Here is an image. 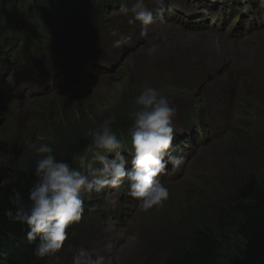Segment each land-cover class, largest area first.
<instances>
[{
    "label": "rangeland",
    "instance_id": "rangeland-1",
    "mask_svg": "<svg viewBox=\"0 0 264 264\" xmlns=\"http://www.w3.org/2000/svg\"><path fill=\"white\" fill-rule=\"evenodd\" d=\"M91 1L87 12L94 17L97 9ZM229 1L238 6L240 18L224 10ZM117 2L81 31L85 36L92 30L87 42L98 41L101 50L94 55L95 82L74 75L70 57L62 87L53 84L50 67L22 64L8 73L0 66V183L6 167L34 157L28 148L32 141L48 143L59 159L79 167L74 157L90 142L87 131L107 118L130 151L129 112L145 84L175 106L173 125L179 137L172 148L179 145L174 155L182 154L186 161L175 170L169 163L158 177L169 189L162 207L143 211L137 200L114 189L86 200L96 205L95 211L86 209L81 221L69 227L66 250L51 257L50 264H71L72 249L80 246L104 253L107 264H161L163 244L185 238L196 211L214 203L224 187L231 190L247 167L264 177V0H165L163 9L155 0H145L164 18L162 25L150 28V39L140 36L139 23L130 24V15L119 11L132 0H112ZM33 4L31 0L30 7L37 10ZM0 9L6 11L5 6ZM22 11L12 15L17 18ZM49 22L44 21L47 28ZM116 23L125 25L118 30ZM113 31L132 40L113 48L118 38ZM83 36L75 31V42ZM208 42L211 47L201 48ZM153 44L158 50L149 56Z\"/></svg>",
    "mask_w": 264,
    "mask_h": 264
},
{
    "label": "clouds",
    "instance_id": "clouds-1",
    "mask_svg": "<svg viewBox=\"0 0 264 264\" xmlns=\"http://www.w3.org/2000/svg\"><path fill=\"white\" fill-rule=\"evenodd\" d=\"M155 3L159 9L165 6V0ZM119 11L130 15V24L139 23L140 36L146 39H150V28L164 23L160 12L150 10L145 0H132L130 6L122 3ZM111 35L118 37L112 42L117 49L132 40L131 35L118 31ZM157 50L158 45L153 44L147 54L153 56ZM134 105L129 112L130 151L124 138L113 130L111 118L87 131L91 140L74 157L79 167L59 159L48 143H28L36 157L35 180L28 188L27 201L19 189H11L8 202L12 207L5 210L4 216L27 227L26 241L35 245L33 254L37 258L54 257L66 250L69 227L81 221L86 209L95 211L96 205L86 203L94 194L127 182L128 195L143 211L162 207L169 198L168 187L158 177L165 174L169 163L175 170L186 161L184 155L173 154L176 108L166 95L148 84L141 86ZM72 253L71 264H107V257L95 248L75 247Z\"/></svg>",
    "mask_w": 264,
    "mask_h": 264
},
{
    "label": "trees",
    "instance_id": "trees-1",
    "mask_svg": "<svg viewBox=\"0 0 264 264\" xmlns=\"http://www.w3.org/2000/svg\"><path fill=\"white\" fill-rule=\"evenodd\" d=\"M30 1L0 0V6L6 7V11L0 9V22L4 25L0 48L4 52L9 48L12 35L5 32L9 26L22 27L21 36H29L26 64L27 59H37L38 64L57 65L52 62H57L60 45H77L80 40L75 42V31L85 32L83 27L88 26L89 30L93 23L95 16L90 17L92 13L87 12L92 1L34 0L37 10H32ZM117 5L112 0H93L94 9L99 11ZM18 11L22 13L15 18L12 12ZM43 19H50L48 28ZM2 33L5 34L1 38ZM91 47L99 49L98 42ZM48 49L52 55L47 54ZM35 160L34 156L26 159V164L6 167V176L0 183V264H49L50 257L41 259L33 254L35 245L26 241L27 227L4 216L5 210L12 207L8 196L13 187L27 201L28 188L35 180ZM258 172L253 166L247 167L244 177L230 184L231 190L224 187L214 203L200 207L188 221V235L163 244L159 251L163 255L161 264H264V177L257 176Z\"/></svg>",
    "mask_w": 264,
    "mask_h": 264
},
{
    "label": "bare ground",
    "instance_id": "bare-ground-1",
    "mask_svg": "<svg viewBox=\"0 0 264 264\" xmlns=\"http://www.w3.org/2000/svg\"><path fill=\"white\" fill-rule=\"evenodd\" d=\"M2 40H0V42H1ZM204 46H206V47H211L212 46V42H208V43H206V44H204L201 48H204ZM12 50H13V48H9V60H8V62H7V64L11 67V71H13V66H14V63H13V61H12V59L10 58V53L12 52ZM231 66V65H230ZM64 69H67V68H63L62 70H64ZM229 72H231V70H229ZM197 77H198V75H197ZM215 97L217 98V94H215ZM177 133H178V131H175V138L173 139V140H175L176 139V137L178 136L177 135ZM168 175V174H167ZM166 175V176H167ZM165 176V177H166ZM120 241L116 244V245H114V247H112V249L111 250H108L107 248H106V251H107V253H112L114 250H115V248H116V246H119L120 245ZM137 243V242H136ZM135 243V244H136ZM105 246V245H104ZM102 254H104V253H102Z\"/></svg>",
    "mask_w": 264,
    "mask_h": 264
}]
</instances>
